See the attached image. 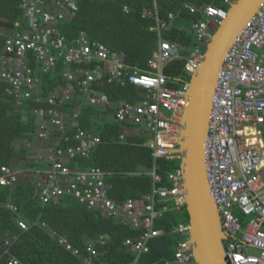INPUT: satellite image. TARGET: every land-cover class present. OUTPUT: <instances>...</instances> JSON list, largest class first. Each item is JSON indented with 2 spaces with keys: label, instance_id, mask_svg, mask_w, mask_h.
<instances>
[{
  "label": "built area",
  "instance_id": "obj_1",
  "mask_svg": "<svg viewBox=\"0 0 264 264\" xmlns=\"http://www.w3.org/2000/svg\"><path fill=\"white\" fill-rule=\"evenodd\" d=\"M235 1L224 0V3L230 6ZM47 3L49 0H19L18 7L27 19L26 27L19 21L12 28L0 26V36H5V47L0 55V79L7 83L6 92L17 104L23 105L25 100L38 95L43 76L60 60L64 64L66 82L46 98L39 99L47 106L32 111L38 117L34 136L49 144L50 166L37 177L39 200L56 203L70 195L104 217L122 219L135 228H143L139 237L124 241L135 253V258L127 264H138L141 255L149 251L150 241L164 232L156 228L154 222L168 210L165 203L175 199L179 206L185 200L181 168L170 173L171 185H156L161 182L157 160L174 156V136L179 115L186 105L183 92L189 88V82L184 80L180 81V89L169 87L164 72L168 63L182 58L178 53L180 44L165 37L180 13L170 11L162 17L156 4L140 12L142 18L154 21L151 29L158 37V48L147 60L148 70L143 71L127 66L122 55L111 51L104 42L90 41L85 31L72 44H67L56 22L66 18L76 7L75 0H54L52 6ZM122 8L125 13L132 10L128 4H123ZM182 9L201 15L191 24L196 43L185 57V71L192 74L201 64L203 49L211 39V23L216 29L227 17L228 9L214 4L199 9L189 2H185ZM31 54L40 68L29 64ZM94 61L97 63L90 67ZM100 62H105L106 66ZM76 64L82 66L72 69ZM102 75L106 76L108 84H133L145 90L137 103L120 100L114 107L115 121L122 125H145L150 134L146 145L152 150L151 174L155 184L143 195L140 206L138 200L119 202L110 197L105 183L107 173L101 167L82 169L67 165L77 156L90 158L92 152L106 142L82 127L79 107L73 108L69 122L63 111L75 96L82 97L88 105L107 108L108 96L100 90L102 83L106 84ZM119 138L123 140L124 134ZM204 153L209 192L221 215L227 259L230 264H264V1L225 54L214 90ZM1 172L0 185L13 186L20 179L21 170L12 166H2ZM4 207L17 215L16 222L22 229H28L17 205L8 201ZM173 230L181 236L174 256L163 258L158 264H196L190 240L191 225L181 222ZM47 231L83 264H95L93 259L105 255L101 248L108 239L104 234L84 247H77L57 231L50 228ZM15 238L2 242L4 251L0 252V263L6 255V264H23L9 251ZM251 248L258 253H251Z\"/></svg>",
  "mask_w": 264,
  "mask_h": 264
},
{
  "label": "trees",
  "instance_id": "obj_2",
  "mask_svg": "<svg viewBox=\"0 0 264 264\" xmlns=\"http://www.w3.org/2000/svg\"><path fill=\"white\" fill-rule=\"evenodd\" d=\"M185 2L192 3L199 9L207 4L229 9L224 0H75L76 7L66 18L57 19L56 26L67 44H72L74 39L85 31L90 41L104 42L111 51L122 55L127 66L145 71L148 70V58L158 48V37L151 29L154 21L142 18L140 12L144 8H152L154 4L162 17H166L170 11L179 12L174 26L167 30L165 37L171 42L179 43L184 54H181L182 58L168 63L164 72L169 87L180 89V81H188L191 78V74L185 71V57L190 54L188 49L196 43L191 24L201 17L182 9ZM123 4H128L132 10L125 13ZM18 5L19 0H0V26L12 28L14 23L19 21L22 27H26L27 19ZM4 47L5 36H0V55ZM32 55L29 57V64L40 68V63L34 56L31 57ZM96 63L94 61L89 66ZM100 63L106 66L105 62ZM80 66L82 65L76 64L73 67ZM102 79L106 82L105 75H102ZM65 82L64 64L60 60L51 72L43 76L41 92L21 105L6 92L7 83L0 79V175L4 165L13 166L16 162L21 165L20 168L14 167L21 170L18 182L13 186L0 185V252L4 251V239L15 236L9 251L23 264H83L78 257L52 238L47 231V228H50L65 236L77 247H84L89 241L104 234L108 239L107 244L101 248L105 250V255L93 259L94 263L127 264L135 258V253L124 241L127 238L139 237L144 231L143 228H135L124 220L104 217L99 211L88 209L70 195L61 197L56 203H42L39 200L36 178L39 175L37 170L42 168V164L29 158V143L38 128V117L32 111L34 108L45 106L46 103L39 99L46 98L57 86ZM100 90L108 96V107L103 109L86 105L81 109L79 120L84 129L97 132L95 134L100 135L106 142L99 145L90 158L77 156L67 165L82 169L99 166L107 173L105 183L110 197L119 202L128 198L141 199L155 184L149 173L153 167L152 150L145 145L150 134L146 131L126 133L117 121L105 120L99 124L92 121V118L97 113L114 114V107L120 100L137 103L145 94V90L133 84L120 86L107 82L102 83ZM73 107L74 100L63 109L71 112ZM134 125L129 124L130 128ZM121 134H125L123 140L119 139ZM157 161V173L161 176V182L156 185H171L169 175L180 167V159L175 156L160 158ZM8 201L18 206L20 217L27 222L28 229H22L16 222L17 215L4 207ZM165 204L168 210L154 222V226L164 232L150 241L149 251L141 255L138 264H158L161 259L174 256L181 236L174 232L173 228L181 222L188 223L189 218L185 206L178 207L173 199ZM160 205L161 202H158V206ZM43 224L46 225L45 228L42 227ZM7 258L4 255L0 264H6Z\"/></svg>",
  "mask_w": 264,
  "mask_h": 264
},
{
  "label": "water",
  "instance_id": "obj_3",
  "mask_svg": "<svg viewBox=\"0 0 264 264\" xmlns=\"http://www.w3.org/2000/svg\"><path fill=\"white\" fill-rule=\"evenodd\" d=\"M264 0H236L207 44L203 60L183 92L186 105L174 136L184 172V205L191 225L190 240L196 264H230L223 247L221 215L211 198L203 146L208 136L215 82L225 54Z\"/></svg>",
  "mask_w": 264,
  "mask_h": 264
},
{
  "label": "crops",
  "instance_id": "obj_4",
  "mask_svg": "<svg viewBox=\"0 0 264 264\" xmlns=\"http://www.w3.org/2000/svg\"><path fill=\"white\" fill-rule=\"evenodd\" d=\"M54 1V0H52ZM214 27V23H211V28L213 29ZM66 80V79H65ZM84 99L80 96H75L74 97V107L73 108H77L79 107L80 110L88 105V104H84ZM86 102V101H85ZM105 109V108H103ZM65 115H67V118L65 119L66 122H69V116L70 114L72 113L69 112L68 110H63ZM108 116V114H104V113H97L95 115V117L92 118V121H95L99 124L103 123L105 120H106V117ZM113 120L115 121L114 119V114H111ZM99 124L97 125V127L99 126ZM97 133V132H95ZM148 141V139H147ZM146 141V142H147ZM29 146H30V151H29V158L33 161H36V162H39L42 164V168H39L37 171L39 174H44V172L48 169V167L50 166V164L48 163V160H47V150H48V147H49V144L47 141H43V140H40L38 138H36L34 136L32 142L29 143ZM12 167H17V168H20L21 165L19 162H16ZM39 175H37L38 177ZM37 179V178H36Z\"/></svg>",
  "mask_w": 264,
  "mask_h": 264
},
{
  "label": "rangeland",
  "instance_id": "obj_5",
  "mask_svg": "<svg viewBox=\"0 0 264 264\" xmlns=\"http://www.w3.org/2000/svg\"><path fill=\"white\" fill-rule=\"evenodd\" d=\"M52 3H53V1L52 0H49V3H47V4L49 6H52ZM214 32H215L214 29H212V28L209 29L210 37L213 36ZM181 48L182 47H180V49H179L180 56H182L181 54H184V50L181 49ZM203 51H204V49H203ZM84 104L86 105L87 103L84 101ZM106 120L109 121V122H114L113 121V118L111 116V113H108V116L106 117ZM134 126L132 128H130V126L129 127H124L123 128V132H126V133H135V132H137V133H140V132H142V131L144 132V130H146V126L145 125H137V126L134 125ZM251 253L257 254L258 253V250L255 249V248H251Z\"/></svg>",
  "mask_w": 264,
  "mask_h": 264
},
{
  "label": "clouds",
  "instance_id": "obj_6",
  "mask_svg": "<svg viewBox=\"0 0 264 264\" xmlns=\"http://www.w3.org/2000/svg\"><path fill=\"white\" fill-rule=\"evenodd\" d=\"M229 7H230V6H229ZM206 47H207V46H206ZM206 47H205V48H206ZM204 52H205V50H204ZM203 54H204V53H203ZM74 66H75V65H74ZM93 66H94V65H93ZM73 69H76V68L73 67ZM191 75H192V74H191ZM190 79H191V78H190ZM189 81H190V80H188V82H189ZM121 125H122V124H121ZM132 125H134V124H132ZM122 126H123V127H129V124H127V125H122ZM88 131H89V130H88ZM144 131L148 132L147 130H144ZM142 132H143V131H142ZM92 133H93V132H92ZM124 136H125V134H124ZM119 137H120V136H119ZM119 139H120V138H119ZM149 140H150V136H149V138H148V141H149ZM148 141H147V142H148ZM147 142H145V145H146ZM146 146H147V145H146ZM147 147H148V146H147ZM176 147H177V144H176ZM176 147H175V148H176ZM173 153H174V154H173V155H174L173 157H175V156L178 157V154H176L175 152H173ZM87 159H88V158H87ZM179 168H181V167H179ZM151 171H152V170H151ZM151 171L149 172L150 174H151ZM105 172H106V171H105ZM183 174H184V172H183ZM151 175H152V174H151ZM152 177H153V176H152ZM145 194H146V193H145ZM142 197H143V196H142ZM128 199H132V198H128ZM126 200H127V199H126ZM134 200H137V199H134ZM141 200H142V198H141V199H138V204H139V206H140V203H141L140 201H141ZM173 200L176 202L175 199H173ZM168 201H169V200H168ZM184 201H185V200H184ZM122 202H123V201H122ZM176 204H177V202H176ZM182 205L185 206V205H184V202H183V204H180L179 206H178V205H177V206H178V207H181ZM121 220H122V219H121ZM125 222H126V221H125ZM184 223H185V222H184ZM187 224H190V223L188 222Z\"/></svg>",
  "mask_w": 264,
  "mask_h": 264
},
{
  "label": "bare ground",
  "instance_id": "obj_7",
  "mask_svg": "<svg viewBox=\"0 0 264 264\" xmlns=\"http://www.w3.org/2000/svg\"><path fill=\"white\" fill-rule=\"evenodd\" d=\"M235 40V39H234ZM217 77H218V75H217ZM216 84H217V78H216V82H215V87H216ZM215 90V89H214ZM204 149H205V143H204V146H203V151H204ZM204 156H205V153H204ZM208 178V177H207ZM207 181H208V179H207ZM208 187H209V184H208ZM211 198H212V196H211Z\"/></svg>",
  "mask_w": 264,
  "mask_h": 264
}]
</instances>
